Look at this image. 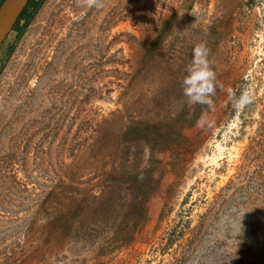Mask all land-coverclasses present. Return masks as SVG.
I'll return each instance as SVG.
<instances>
[{
    "label": "rangeland",
    "instance_id": "374dc122",
    "mask_svg": "<svg viewBox=\"0 0 264 264\" xmlns=\"http://www.w3.org/2000/svg\"><path fill=\"white\" fill-rule=\"evenodd\" d=\"M38 1L0 47V264H264V0Z\"/></svg>",
    "mask_w": 264,
    "mask_h": 264
},
{
    "label": "clouds",
    "instance_id": "9594fccd",
    "mask_svg": "<svg viewBox=\"0 0 264 264\" xmlns=\"http://www.w3.org/2000/svg\"><path fill=\"white\" fill-rule=\"evenodd\" d=\"M207 56V48L203 44H197L192 50L191 61L186 66L187 74L182 81V88L190 105L209 102L208 96L214 91L212 82L215 73L209 67Z\"/></svg>",
    "mask_w": 264,
    "mask_h": 264
},
{
    "label": "water",
    "instance_id": "95a60500",
    "mask_svg": "<svg viewBox=\"0 0 264 264\" xmlns=\"http://www.w3.org/2000/svg\"><path fill=\"white\" fill-rule=\"evenodd\" d=\"M30 0H4L0 6V47L13 31Z\"/></svg>",
    "mask_w": 264,
    "mask_h": 264
},
{
    "label": "trees",
    "instance_id": "16d2710c",
    "mask_svg": "<svg viewBox=\"0 0 264 264\" xmlns=\"http://www.w3.org/2000/svg\"><path fill=\"white\" fill-rule=\"evenodd\" d=\"M4 0H1L0 1V6L1 4L3 3ZM39 4V1L38 0H30L29 4L27 5V7L25 8L24 12L22 13L21 17L19 18L18 22L16 23L13 31H20L22 29V25L21 24V21L22 20H26L28 21L31 16L33 15L35 9L37 8Z\"/></svg>",
    "mask_w": 264,
    "mask_h": 264
},
{
    "label": "bare ground",
    "instance_id": "6f19581e",
    "mask_svg": "<svg viewBox=\"0 0 264 264\" xmlns=\"http://www.w3.org/2000/svg\"><path fill=\"white\" fill-rule=\"evenodd\" d=\"M0 25H1V21H0Z\"/></svg>",
    "mask_w": 264,
    "mask_h": 264
}]
</instances>
